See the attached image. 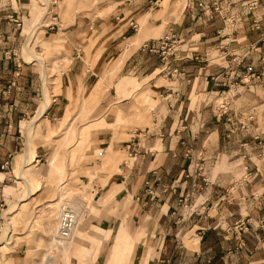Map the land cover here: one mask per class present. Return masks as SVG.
Segmentation results:
<instances>
[{
    "label": "crops",
    "instance_id": "crops-1",
    "mask_svg": "<svg viewBox=\"0 0 264 264\" xmlns=\"http://www.w3.org/2000/svg\"><path fill=\"white\" fill-rule=\"evenodd\" d=\"M159 1L51 0L44 22L34 26L31 22L39 11L38 0H0V87L6 86L7 80H16L9 93L0 94V201L16 193L14 186L7 183L8 171L1 164L6 160L14 164L22 147L24 120L34 114L28 130L25 126L28 139L18 160V171L24 167L26 172L42 159L32 136L35 129H40L41 118L46 119L43 134L49 135L56 129L47 118L60 115L67 122L66 117L76 106L73 101L81 97L80 111L88 107L89 111L93 106L96 115L76 134L78 139H84L79 151V176L69 168L78 158L79 147L72 143L75 145L67 153L57 152L55 158L56 148L52 149L49 177L61 185L65 183L61 178L67 176L78 188L81 177L87 179V190L101 193L96 203L100 216H88L86 224L90 228L76 230L90 235L85 239L89 241L87 247H79L82 239L78 236L74 249L57 264H167L169 257L174 264H264V228L252 226L238 234L226 228L239 214H263L264 202L259 204L251 195L258 190L264 193V152L260 158L250 150L246 160L249 166L261 170L260 175L244 183L236 179L237 169L247 165L236 157V147L241 145L233 144V139L238 132L225 129L223 120L228 116L212 110V97L218 92L214 74L222 67L203 66L196 60L213 50L212 41L217 37L214 26L206 20L201 23L198 13L193 12L197 0H185L182 7L177 6L179 0ZM11 15L18 17L21 24ZM25 27L36 33L37 48L48 51L52 58L62 56L60 62L68 59L65 69L47 85L51 100L45 87L42 102L37 95L43 89L41 77L45 81L50 64L42 53L25 44V57L33 60L22 62L3 55L6 48L23 45ZM170 27L178 31L180 41L175 54L164 60L153 50L159 36ZM205 28L212 32L202 33ZM253 79L234 94L235 109L239 108L237 104L243 105V110L244 104L264 103V76ZM255 90L258 95H254ZM46 101L47 109L39 115ZM256 112L259 114L258 109ZM72 122L73 119L68 128ZM30 140L35 155L23 161ZM189 148L217 154L213 179L198 195L204 210L201 215L193 211L186 216L178 203L181 191L192 186L187 173L191 163L185 156ZM125 153L133 154L131 163L120 160ZM252 157L257 160L252 161ZM228 175L239 184L234 203L216 199L218 194H225ZM39 188L28 195L22 189L18 198L10 201L15 205L12 208L26 205L34 193H41ZM211 200L216 208L207 213ZM186 234L198 240L193 245L182 242L180 237ZM237 236L244 238L245 245ZM29 244L26 238L14 242L10 250L2 253L4 259L11 264H37L36 248ZM44 257L43 254L40 264Z\"/></svg>",
    "mask_w": 264,
    "mask_h": 264
},
{
    "label": "rangeland",
    "instance_id": "rangeland-1",
    "mask_svg": "<svg viewBox=\"0 0 264 264\" xmlns=\"http://www.w3.org/2000/svg\"><path fill=\"white\" fill-rule=\"evenodd\" d=\"M38 1L39 6H37L36 10L39 9V11L31 24L35 22L39 15L46 11L42 0ZM152 1H154V3L160 2L159 0ZM184 1L185 0H179L177 6L182 7ZM163 4L167 6V1H164ZM194 5L191 7H194ZM197 5L198 8L195 6L193 12L196 14L198 13V15L201 17L200 18L197 15L201 23H204L206 20L209 25L214 26L215 36L217 37L214 42L212 41L213 50H211V53L204 56L205 58L198 56L196 60L200 61L203 66H206V64H211L210 66L212 67L215 65L222 67L218 73L214 74V80L218 85V92H216L214 97H212L214 102V106L212 105V110H216V112L228 116V118L223 120L225 129H231L232 131L238 132L233 139V144L240 143L241 145L236 147L237 150H239L236 157H239L241 160L246 162L250 154L248 151L253 150L252 153L257 154L258 157L261 158L264 152V103H261L262 101H260L259 103L244 104V107H246L243 108V110L240 109V106L243 105L237 104L239 108L235 109V106L233 105V97L234 94H237L239 91H241L240 89L243 84H249L254 80L253 78L260 79V77L264 76V0H197ZM178 7H176L177 10H175L176 14L179 10ZM41 22H44V19ZM41 22H39V24H41ZM29 27H25V39L23 45L19 47L14 45L6 48V50L3 52V55L5 58H13L22 62H24V60H33L27 59L25 57L24 46L26 44L39 51V53H42V57L45 56L46 60L53 65L50 66L49 64L47 66L45 81H43V77H41L43 89L39 90L37 95L39 96L38 100L42 102L44 96V87L46 88V91L50 93L47 85L51 80H55L56 74L58 75L62 69H65L64 63L67 62L68 59L65 58L64 62H60V58H62V56L54 55L52 58L48 51L46 52L45 50L37 48L36 45H38V39L36 33H33ZM211 32L212 31L208 32L206 28L202 29V33L204 34ZM158 40L159 42L158 44H155L153 51L158 53L160 57H164V60H167L175 54L176 47L179 45L178 43L180 41V35L178 31L170 27L159 36ZM34 61H37V59ZM38 64L42 74V65L40 62H38ZM243 65L245 66L243 67ZM174 67L175 66H172V69H174ZM13 80L15 79L12 78V80H7L6 86L0 87V94H4V90H6V93H8V90H11V87L16 85V80L14 83L12 82ZM54 90H56V86ZM258 92L259 91L255 90L254 95H258ZM261 94L263 95L264 92L262 91ZM49 95L51 100V93ZM73 102L76 103V106L75 109L71 111L69 116L66 117L68 118L67 122L66 119H60V115H50L49 118H47V122L56 130L51 132L49 135L43 134L46 119L41 118L39 121L40 129H37V131L35 129L34 133H32L36 150H38L39 154H42V159L36 165V167L29 165L30 167L29 169H26V172L30 178H36V180L41 182L39 184L37 182L36 186L37 188L38 186L41 187L39 189L42 191L39 190L41 191L39 195L36 196V193H34L32 196L33 198H31L26 205L19 204L15 209L11 207L12 203H10V201L17 199L18 193L22 191V189H25L24 181L22 177L20 178L18 175V160L20 153L25 150L28 139L25 126L27 129L29 124L32 122V117L34 114H31V117L25 119L22 124V132L20 133L22 147L18 149L19 153L17 156H15L16 160L14 164H12L13 162L10 160L8 165L2 168L8 171L7 176L9 179H7V183H11L14 186V191L16 190V193L13 197L1 200L3 204H0V241L3 242V244L0 245V264H11V261H9L8 258L4 259V255L2 253L7 249L10 250L13 247L14 242L16 243V241L24 238L30 242L28 246L36 248L34 250V260H36L37 264H40L42 261L43 254L45 256L47 253L49 256L57 255V261H54L53 263L57 264L59 261H61V257L63 255H66L70 252V250L74 249L75 245L70 247L67 252L60 251L55 246L52 247V249L50 248L52 236L55 234L56 227L58 225L56 223L59 215L58 209L53 208L52 205L60 200V194L64 191L69 190L68 194L64 195L63 201H76L78 196L85 201L87 199V203L85 205L86 211L80 220V225L78 227L79 230H87V228H90L91 225L86 224L88 216H100V211L98 212L96 203L98 196L101 195V193L99 192L93 194L91 190H87L88 185L85 183L87 182V179L82 180L84 178L81 177L82 179H80L79 182H81L82 185H80L79 188L77 185H74L76 190L71 192L70 188L73 186L71 184L75 183L73 180H68L69 178L64 176L61 178V180H65V183L58 185L57 183H54V181H51V177H49L51 173L49 158L51 156L50 152L52 149L56 148V151L63 155L67 153V150L69 151L68 148L73 147L75 144L76 147H79L77 152L78 158L74 165H69V168L72 171H75V174H78V176L80 173V161L78 160L81 153H79V151H81L83 148L84 141L81 140L84 139H78L76 134L77 131L82 129L84 123L87 120L94 118L96 113L92 111L93 106H91V110L89 111L88 106H86L88 108L84 112L80 111L83 103V99L81 97H77ZM257 109L259 114L256 112ZM71 119H73V122L71 123V128H68L67 126L70 124L69 122ZM88 133L89 130L87 131V135ZM74 137L76 138L74 139ZM203 142L205 141L202 140L201 143ZM39 143H43V145L37 147ZM72 143L75 144L72 145ZM216 155L217 154L213 151L206 153L205 151L199 149H186L185 156L190 161L189 163H191V167L187 173L189 176L188 178H191L192 180V186L189 189L181 191V194L178 196L179 206H182L185 209L186 216L191 214L193 211L200 215L204 213L203 206L201 204L202 202H200L201 200H198V195L201 193V191L206 189V186L209 185L213 179L212 175L216 170H213L212 166H214L216 162ZM251 156L254 155L252 154ZM123 159H127L131 163L134 160V157H132V155L129 153H125L120 158V160ZM253 160H257V157H254L252 161ZM227 170L228 168L225 169L226 172ZM260 173L261 170L258 168L254 169L247 164L243 166V169H237L236 176L238 178L236 179H239L242 183H244L247 180L249 181L253 178H256L258 175H260ZM35 175L41 177L38 178L35 177ZM227 178L228 183L225 194H218L216 199H219L220 202L225 200L226 202L229 201L234 203V200L237 198L235 195V190L237 189L238 180L235 181V179H231L230 175H228ZM223 195H225V197H223ZM251 197L259 201V204L264 202V193L262 190H258L257 192L253 193ZM216 203H218V201ZM213 204H215V202L211 200V206L206 210L207 213L212 212L213 209L216 208L212 207ZM6 222H8L9 225L13 227L11 232L12 239L8 237V239L4 241L2 236L4 234ZM84 223L86 225H84ZM252 226L264 228V212L260 215L239 214L234 218L233 221L228 223L226 228L234 230L238 234V231L246 232ZM82 233L76 232L73 241L76 244V238L80 236L82 242H78L79 247L86 248L89 241H86L85 239L89 238L90 235H82ZM180 238L182 242H188L192 245L198 240L197 236H190L189 234H186L184 238ZM238 239L240 240L241 245H245L242 241V239H244L243 237L240 236ZM11 241L12 243H10ZM184 254L187 255L188 253ZM169 258V260H166L167 264H174V260L171 257Z\"/></svg>",
    "mask_w": 264,
    "mask_h": 264
},
{
    "label": "bare ground",
    "instance_id": "bare-ground-1",
    "mask_svg": "<svg viewBox=\"0 0 264 264\" xmlns=\"http://www.w3.org/2000/svg\"><path fill=\"white\" fill-rule=\"evenodd\" d=\"M42 3L45 5V7L47 6L49 8L50 4H51V0H42ZM48 9H46L47 11ZM46 11H44V13H42L41 15H39L37 17V19L35 20L34 22V26L35 25H38L39 22H41L43 20V17L44 15L46 14ZM27 51V55L31 56V53H30V50H26ZM40 59V58H39ZM85 100V99H84ZM47 101L42 105L40 112L38 113L39 115L43 114L44 111L47 109ZM34 125L32 124L30 127H29V135L31 136V133H32V129L34 128L33 127ZM28 130V129H27ZM34 143V142H33ZM33 143L32 141L30 140L29 143H28V149L26 151V155L23 156V161H28L29 160H32V158L34 157V146H33ZM55 155L53 156L54 158L56 157V155L58 154L57 151L54 152ZM22 166V165H21ZM67 168V167H66ZM58 170V169H56ZM19 174L21 175L22 179L24 180L25 182V194L28 195V193H32L34 190H36V186H37V181L34 179V178H30L28 177L27 173L25 172L24 170V167H21L19 169ZM64 181V180H63ZM59 182V181H58ZM70 188V187H69ZM76 189L74 186H72V188H70V191L71 192H74ZM69 191V190H68ZM68 191H64L60 194V200H58L57 202L54 203V205H52L53 208L55 209H58V212H59V215H58V218H57V227H56V231H55V234L52 236V240H51V246L50 248L52 249V247H57L60 251H64V252H67L70 247L73 245V238H74V235H75V232L78 228V222L80 221L81 217L84 215L85 213V200H83L81 197L78 196V198L75 200H71V201H66L64 200L63 201V197L65 194H68ZM27 197V196H26ZM77 197V195H76ZM54 202V201H53ZM17 206V205H16ZM11 207H15V205H12ZM68 207H71L72 210H73V215H74V226L72 228V231L70 232L69 236H62L61 235V232H60V223H61V216L62 214L64 213L65 209L68 208ZM9 222V221H8ZM6 222V226L4 228V234H3V239L4 241H6L8 239V237L11 238V232H12V226L9 225V223ZM12 239V238H11ZM0 243H2V241H0ZM57 255H52V256H49V254L47 253L44 257V262L43 264H53L54 261H57Z\"/></svg>",
    "mask_w": 264,
    "mask_h": 264
},
{
    "label": "built area",
    "instance_id": "built-area-1",
    "mask_svg": "<svg viewBox=\"0 0 264 264\" xmlns=\"http://www.w3.org/2000/svg\"><path fill=\"white\" fill-rule=\"evenodd\" d=\"M46 9H49L47 6L45 7ZM11 18L14 19L17 24H21V21L19 20L18 17H15L14 15H11ZM19 74V70L17 71V75ZM13 83L15 82V80L12 81ZM11 87V85H10ZM10 92V89L8 90V93ZM3 93H6V90L3 91ZM130 155L133 156V154L131 153ZM9 160L4 161L1 164V168H4L8 165ZM149 190L150 193H154V189L152 187H148L147 188ZM175 189V188H174ZM166 190V189H165ZM0 204L2 205L3 203L0 201ZM74 215H73V210L71 207H68L65 209L64 213L61 216V223H60V232L62 236H69L70 232L72 231V228L74 226Z\"/></svg>",
    "mask_w": 264,
    "mask_h": 264
}]
</instances>
